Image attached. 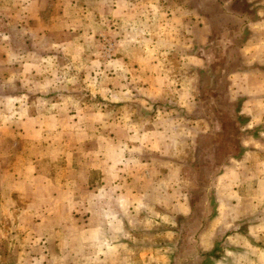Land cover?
Segmentation results:
<instances>
[{"label":"rangeland","instance_id":"1","mask_svg":"<svg viewBox=\"0 0 264 264\" xmlns=\"http://www.w3.org/2000/svg\"><path fill=\"white\" fill-rule=\"evenodd\" d=\"M161 127L165 189L187 212L129 221L113 255L264 264V0H0V264L23 257L3 195L24 205L30 188L53 218L68 210L67 264H108L109 247L80 252L103 225L92 168L126 163L134 134Z\"/></svg>","mask_w":264,"mask_h":264},{"label":"crops","instance_id":"2","mask_svg":"<svg viewBox=\"0 0 264 264\" xmlns=\"http://www.w3.org/2000/svg\"><path fill=\"white\" fill-rule=\"evenodd\" d=\"M167 135L164 127L154 130L142 128L129 140L130 143L127 151L126 163L123 161H116L104 164L99 161L96 167L92 168L94 171L99 172L102 181L94 192L96 210H94L93 213L96 212L94 216L97 219L96 221H101L103 225H97V222V224L93 226L90 239L92 247L81 249L80 252H82L83 255H86L91 249L99 251L100 247L103 245L105 248L109 247V253L111 254L106 256L108 264H117V262L118 264H137V261L140 262L141 253H136V261L133 259V255L129 257L122 256L121 259H124L122 261H120V258L113 255L116 251V246L122 245L127 239H122L121 237L126 236L124 234H117L115 231L120 229L121 226L124 228H132V223L134 221H139L138 219H140L139 222L143 228L150 218L155 220L156 228H164L165 214H168L169 218H172V222L170 221L169 223L174 226L175 219L179 218L182 213L187 212L182 211L183 207L184 209H186V207L180 200V190L175 189L173 186L172 191H166L165 179H169L170 174L165 173L164 170L158 166V157L161 153L162 146L167 143ZM142 152H145V157L140 155ZM1 177L2 175H0V179ZM173 179L174 178H172V180ZM13 181L15 182V180ZM34 192H36V190L30 188L28 194H26L29 199L24 205L19 203L18 197L20 195L15 196V193L7 195L6 197L3 195V200L7 203L8 213L13 216V219H17L14 222L13 231L17 232L18 235L20 234V238L18 235L17 237L20 240V244H23V247H19L18 249V256H23V259L21 258L18 264H40L39 260L47 261L48 264H67L66 261L70 253L72 252L75 254L76 251L80 250V246L78 245H76L73 250L69 239L70 232L68 228L71 224L67 213L68 210H65L64 218L63 211L61 210L59 211L58 218H56V216L53 218V211L49 213V206L45 201L44 205H41L38 209ZM175 193L177 195L176 199ZM166 196L172 198L170 208H166ZM145 197L153 198V206L145 203ZM60 205H62V202ZM107 205H109L108 208L105 207ZM51 206L52 205H50V207ZM1 207H3V203L2 206H0V211ZM37 210H41L39 220L36 218L38 217ZM133 213H136L137 216L133 215ZM151 213L152 215H156L152 217L150 215ZM129 214H131V216ZM127 217H130V220H128ZM129 221H132V223ZM30 227L35 230V235L27 231ZM98 227H104L107 230L109 235L107 243L106 240L104 241L99 238L100 232L97 233ZM73 228L78 229V225L74 223ZM23 229H25V232L21 234ZM54 236L56 237L55 240H53ZM119 237L120 240L116 241ZM39 240L40 242L38 243ZM79 241H81L80 236ZM130 241L132 243V240ZM26 245H28V247ZM42 245L46 247L45 251L42 249H35ZM51 246L58 247V251L55 253L51 252L49 250ZM15 253H17V251H15ZM100 257L101 256H99L98 259H100ZM24 259L25 261L23 263ZM86 260L87 259L84 257L83 261ZM93 261L96 260L94 259ZM69 264H72V262Z\"/></svg>","mask_w":264,"mask_h":264}]
</instances>
